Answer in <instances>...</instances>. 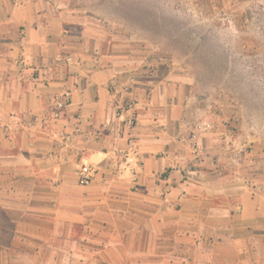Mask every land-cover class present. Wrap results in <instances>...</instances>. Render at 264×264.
<instances>
[{"label":"crops","instance_id":"0c3cea01","mask_svg":"<svg viewBox=\"0 0 264 264\" xmlns=\"http://www.w3.org/2000/svg\"><path fill=\"white\" fill-rule=\"evenodd\" d=\"M56 2L0 0V264H264V159Z\"/></svg>","mask_w":264,"mask_h":264},{"label":"rangeland","instance_id":"374dc122","mask_svg":"<svg viewBox=\"0 0 264 264\" xmlns=\"http://www.w3.org/2000/svg\"><path fill=\"white\" fill-rule=\"evenodd\" d=\"M54 1L90 47L152 63L162 80L184 84L180 98L200 111L194 122L264 159V0Z\"/></svg>","mask_w":264,"mask_h":264},{"label":"built area","instance_id":"2783aa9c","mask_svg":"<svg viewBox=\"0 0 264 264\" xmlns=\"http://www.w3.org/2000/svg\"><path fill=\"white\" fill-rule=\"evenodd\" d=\"M58 107L62 108L63 106L59 104ZM132 108L133 105L129 104L128 109H132ZM130 124H132V122ZM97 174H98V170L95 168L94 165L90 163H80L78 165L77 176H78L79 184L81 186H89L90 184H92Z\"/></svg>","mask_w":264,"mask_h":264}]
</instances>
